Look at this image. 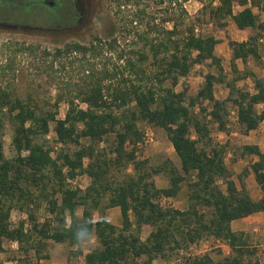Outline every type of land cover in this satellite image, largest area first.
<instances>
[{
    "label": "trees",
    "instance_id": "trees-1",
    "mask_svg": "<svg viewBox=\"0 0 264 264\" xmlns=\"http://www.w3.org/2000/svg\"><path fill=\"white\" fill-rule=\"evenodd\" d=\"M111 1L118 9L136 6L131 23H140L144 28L136 31L130 41L138 47L128 55L117 51L119 38L113 22L108 36L96 34L88 43L70 41L53 50L45 48L44 54L53 62L62 58L78 60L83 74L78 84L66 87L65 92L60 89L43 104L31 94H19L6 81L17 70V56L33 54L40 46L0 43L4 55L0 60V129L8 118L14 126L15 148V156L7 157L0 131V252L5 251V240L16 241L26 256L34 251L36 264H49L41 260L50 259L46 246L53 240L76 248L70 250L68 261L83 257L86 264H153L173 251L178 254L183 246L213 237L225 241L230 253L219 259L205 253L185 264H262L251 235L234 230L232 224L264 212V152L257 144L239 147L241 156L257 158L237 181L226 163L227 145L214 144L211 131L212 125L229 131L231 106L237 109V121L246 133L264 123V77L247 67L241 70L237 63L264 57V19L254 9L264 12V0H219L216 5L203 6L195 19L185 6L188 0ZM150 2L165 4L161 8L165 15L158 22L147 10ZM142 3L146 6L140 7ZM236 3L242 6L238 11ZM38 7L44 9V14L33 16ZM47 9L55 11V21L47 20ZM78 17L75 0L0 2V21L44 24L51 34H60L63 23H78ZM229 19L239 29L254 32L244 41L229 40L234 73L231 79L217 52L221 39L202 33L196 22L210 21L224 28ZM106 49L116 50L124 64L112 68L106 62L100 65L97 60ZM147 62L154 66L153 71L148 70ZM208 62L218 71L204 73V81L194 94L189 93L187 85L176 89L196 65ZM249 76L254 78V92L237 85ZM219 83L229 88L226 98L216 96ZM61 103L67 104L64 117L59 116ZM142 121L167 131L180 166L171 159L152 166L147 157H140L137 143L143 139ZM51 123L59 150L37 140L49 134ZM111 136L113 142L101 146ZM69 145L77 148L68 150ZM130 165L133 172L122 180L111 178L116 169L127 170ZM251 172L262 190L260 199L252 196L247 185L246 177ZM160 173L168 177V185H157L154 176ZM83 174L91 179L85 189L69 187V178ZM183 183L188 187L187 207L164 205L161 199L178 197ZM40 198L48 202L51 213L43 221L30 210ZM113 207L120 208L121 225L107 217V210ZM15 208H28V219L14 224L11 216ZM96 211L100 214L97 220ZM82 222L99 241L87 252L74 239L75 228ZM146 227L150 231L144 239Z\"/></svg>",
    "mask_w": 264,
    "mask_h": 264
},
{
    "label": "rangeland",
    "instance_id": "rangeland-1",
    "mask_svg": "<svg viewBox=\"0 0 264 264\" xmlns=\"http://www.w3.org/2000/svg\"><path fill=\"white\" fill-rule=\"evenodd\" d=\"M148 3V2H147ZM218 4L219 0H188L185 5L188 8L190 15L195 19L196 14L203 6H208L211 4ZM81 9L84 11L82 15V21L79 20L76 24H70L66 26L63 23L62 32L57 34L53 32L52 34L47 30L46 34L35 32L26 33L25 31H15L8 28L0 27V43L13 41L27 44H34L40 46L37 51L33 54H24L17 56V70L15 73L11 72L6 80L10 83L12 87H15L17 92L21 95L31 94L35 97L40 104L44 101L52 99L56 92L62 89L66 91V87H73L80 82V78L83 74V67L80 62L73 61L70 58H62L57 61H52L51 56H46L44 54V49L48 48L53 50L55 47L63 46L66 42L70 41H80L83 43H88L98 34L103 37L108 36L110 32L111 23L115 22V36L119 38V43L117 44V51L123 50L125 54H131V49H136L138 47L134 41H130V37L135 35V32L143 29L144 25L137 24L136 22L131 23L133 19V10L136 6H129L128 8L118 9L117 5L111 0H81ZM146 6L142 3L140 7ZM147 10L152 11V13L157 17V22L160 18L165 15L161 8L165 7L163 5H157L154 2H150L147 6ZM242 6L238 3L235 5V10L238 11ZM257 13H260L261 18L264 19V12H261L259 8H254ZM74 11L73 8H71ZM44 9L38 7L35 9L33 16H39L44 14ZM48 15L47 20L49 22L55 21L57 14L52 9H47ZM75 12V11H74ZM54 15V16H53ZM53 16V17H52ZM198 30L204 34H214L217 38L221 39V43L217 48V52L222 56L223 67L225 74L228 79L234 75L231 62H232V49L229 45V40L240 41L242 38H248L250 34L254 32L251 29L247 31H240L239 28L235 26L227 25L224 28H220L210 21H196ZM170 25V24H169ZM128 37V40L125 38ZM263 50V45L261 46ZM116 50H107L103 57L99 58L97 62L102 65L106 62L108 67L112 68L118 65H123L124 60H119L118 52ZM130 52V53H129ZM4 55L0 51V60H3ZM73 61V62H72ZM239 68L244 70L246 67L251 69L257 76L264 77V57L262 60H255L254 58L248 59L247 64L242 60H237ZM146 67L149 71L154 70V66L150 62L146 63ZM208 71L217 72L216 66H210L209 62L201 65H196L190 75L187 78H182L180 84L176 87L177 90L183 89L184 85L189 86V93L194 94L198 88L202 85L204 81V73ZM5 85V82L3 83ZM237 85L242 89H247L252 92L255 91L254 88V78L249 76L246 79L238 81ZM215 93L218 98H226L229 93V88L225 83H219L216 85ZM53 102V101H52ZM236 109L231 106V110ZM67 110V104H60V117H64ZM198 107L195 111H198ZM142 128L148 125L146 122H140L139 124ZM155 132V142L147 148L146 157L149 159V164L152 166H157L161 164L166 159H171L175 165L180 166V160L177 156L174 147L169 139L168 133L165 129L153 126ZM229 131H221L216 125H212L211 138L214 144L227 145L226 153V163L227 166L234 174V178L238 180V176L243 172L245 168L250 166L251 161L257 157L254 155H247L245 157L241 156V147L244 144H256V141L260 140L264 143V123L261 126L249 133H246L241 125L236 120L235 116H230L229 114ZM4 135V147L5 154L7 157L15 156V148L13 145V133L14 126L11 121L6 118L4 123V128L0 129ZM193 137L196 135L193 132ZM39 141H46L48 145H57L56 149H60V144L57 142V135L54 130V123H51V131L44 138H38ZM114 136L109 137L107 140L101 143V146H108L113 142ZM86 142V141H84ZM68 150H74L77 148L76 145H69ZM57 152H53L56 155ZM87 162V160H86ZM132 165L129 166L127 170L116 169L112 177L113 180H122L127 173H132ZM249 173L246 177V182L253 194L254 187L257 181L255 176ZM154 179L159 187L168 185V177L164 173H160L154 176ZM91 182L90 177L87 174L79 175L77 177V183L81 184L82 188L85 189ZM80 188V187H79ZM164 205L173 206L175 208L185 209L188 205V187L186 183H183L182 191L178 197L161 199ZM34 213L37 214L39 219L43 221L44 219L51 216L48 208V202L40 198L37 203L30 207ZM83 208L78 209V214L82 215ZM107 217L116 225H121L120 214L116 209H108ZM28 208L27 210H22L20 208H15L12 211L11 221L14 224H18L20 220L28 219ZM94 218L97 220L100 218L98 211L95 212ZM253 220V219H252ZM233 227L236 231H246L251 235V243L258 248V256L261 259V263L264 264V227L261 223H254L251 220L243 219L235 221ZM149 227H146L142 233V237L145 239L149 234ZM203 243V254H210L215 259H219L224 255L230 253L231 248L224 242V246H216L213 242V237L209 239H204ZM99 245L98 239L93 236L91 247L83 248L85 251ZM5 251L0 252V264H36L37 259L35 257L34 251H31L29 255L26 256L25 252L19 247L16 241L5 240L4 242ZM71 249H76L72 247L69 243H57L53 240L47 241L46 252L50 253V259H43L41 262H46L50 264H86L83 257H74L71 261H68V254ZM220 250V251H219ZM179 255L176 251H173L168 258H158L153 264H184L183 261L178 260Z\"/></svg>",
    "mask_w": 264,
    "mask_h": 264
},
{
    "label": "built area",
    "instance_id": "built-area-1",
    "mask_svg": "<svg viewBox=\"0 0 264 264\" xmlns=\"http://www.w3.org/2000/svg\"><path fill=\"white\" fill-rule=\"evenodd\" d=\"M230 116H235L236 120H237V118H238L237 109L231 110ZM143 132H144L143 133V139L137 143V147H138V153L141 154L140 157L145 158L147 148L155 142L156 136H155L154 129H153L152 125H150V124L145 125L143 127ZM55 148H57V145H55ZM68 185H69V187L75 188V189L77 187L82 188L81 184L77 183V177L74 179L69 178L68 179ZM213 242L218 247L224 246L223 240H221L219 238H213ZM203 243H205V240H201L197 243H193V244H190L188 246H183L180 249H178V255H179L178 260L183 261V263L185 264L186 260H193V259L201 256L203 253V248H202Z\"/></svg>",
    "mask_w": 264,
    "mask_h": 264
},
{
    "label": "flooded vegetation",
    "instance_id": "flooded-vegetation-1",
    "mask_svg": "<svg viewBox=\"0 0 264 264\" xmlns=\"http://www.w3.org/2000/svg\"><path fill=\"white\" fill-rule=\"evenodd\" d=\"M6 0H0V2H3ZM76 1V8L78 9V15H79V20L82 21V15L84 14V11L81 9L80 6V2L81 0H75ZM21 4H24V1L20 2ZM18 7H20V5H18ZM0 27L3 28H8V29H12L15 31H25L26 33H35V32H39L42 33L43 35H45L46 33V27L43 25H35L34 23H30V24H23L22 22H12L9 23V21L6 20H1L0 21Z\"/></svg>",
    "mask_w": 264,
    "mask_h": 264
},
{
    "label": "crops",
    "instance_id": "crops-1",
    "mask_svg": "<svg viewBox=\"0 0 264 264\" xmlns=\"http://www.w3.org/2000/svg\"><path fill=\"white\" fill-rule=\"evenodd\" d=\"M240 10V9H239ZM236 11V10H235ZM230 24V26H235L237 27V25L235 24V22L232 20V19H229L228 20V25ZM238 28V27H237ZM240 31H247V30H241L239 29ZM246 38H242L240 41H244L246 40ZM238 63V61H237ZM239 66V65H238ZM256 144L260 146L261 150L264 152V143H262V141L258 140L256 141ZM253 176V173L251 174ZM254 187V192L255 194H253V192H251L252 196L255 198V199H260L262 197V190L260 188V185L258 183H256V185H253ZM110 209H116L119 214H120V220H121V212H120V208L119 207H113V208H110ZM248 220H251V222H254L256 224L258 223H261V225L264 227V212H259V213H255L253 215H250L249 217H245V218H242V219H239V220H243V219H247ZM253 219V220H252ZM239 220H235V221H239ZM234 221V222H235ZM233 222V224H234ZM232 224V226H233ZM234 229V227H233ZM235 230V229H234ZM64 244V243H63ZM87 252V251H86ZM51 255V254H50ZM50 264V263H49Z\"/></svg>",
    "mask_w": 264,
    "mask_h": 264
},
{
    "label": "clouds",
    "instance_id": "clouds-1",
    "mask_svg": "<svg viewBox=\"0 0 264 264\" xmlns=\"http://www.w3.org/2000/svg\"><path fill=\"white\" fill-rule=\"evenodd\" d=\"M94 233L86 222L78 224L75 228L74 239L82 247H91Z\"/></svg>",
    "mask_w": 264,
    "mask_h": 264
}]
</instances>
